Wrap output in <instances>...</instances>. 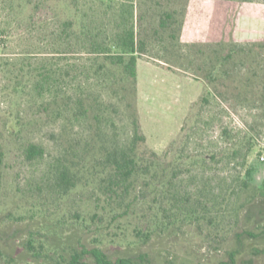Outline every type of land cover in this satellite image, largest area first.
I'll list each match as a JSON object with an SVG mask.
<instances>
[{
  "label": "rangeland",
  "instance_id": "obj_1",
  "mask_svg": "<svg viewBox=\"0 0 264 264\" xmlns=\"http://www.w3.org/2000/svg\"><path fill=\"white\" fill-rule=\"evenodd\" d=\"M3 1L0 0V56H12L30 41L20 39L21 30L15 25L6 26ZM73 1L90 11L88 0ZM131 1L135 29L147 41L146 51L137 63L136 96L145 146L163 154L170 141L180 137L171 184L159 187L161 191L156 196L146 197L161 203L157 210L167 225L152 232L148 239L145 237L144 242L132 240L133 224L121 231L117 224L108 225L104 218H97V223L84 227L80 217H73L76 212L81 214L94 194L79 188L67 199H59L50 172L59 147L51 142L47 128L36 129L26 133L22 141H41L46 147L44 158L26 160L20 144L12 143L5 149L0 185V264L17 258L31 230L36 236L46 232L45 221L54 222L63 233L73 223L84 243L106 247L116 254H143L147 264L223 263L236 233L254 225L253 216H248L249 201H259L257 188L264 182V161L260 160L264 153V92L260 91H264V0H218L221 4L206 5L193 0L192 14L200 9L204 17L200 22V17L192 16L190 31H199L206 39L221 34L223 38L218 42L224 49L219 54L214 47L181 46L178 52L173 45L175 39L169 33L177 30L184 0ZM170 9L178 12L170 28L153 33L162 12ZM253 42L259 45L250 46ZM190 43L210 48L208 43L212 41ZM227 54L231 56L226 60ZM225 67L230 70L229 88L224 86V79L223 84L218 79L225 74ZM248 69L259 76V86L247 96H237L233 88L242 85L241 73ZM8 83L7 75L0 70V141L4 127L20 110L19 99L11 100L7 94ZM126 115L127 112L123 135L128 137ZM151 207L144 204L134 211L147 219ZM234 264H264V254L247 249L238 254Z\"/></svg>",
  "mask_w": 264,
  "mask_h": 264
},
{
  "label": "trees",
  "instance_id": "obj_2",
  "mask_svg": "<svg viewBox=\"0 0 264 264\" xmlns=\"http://www.w3.org/2000/svg\"><path fill=\"white\" fill-rule=\"evenodd\" d=\"M88 1L89 12L73 0L3 1L6 26L15 25L21 30L20 39L26 37L30 42L15 55L0 56V70L9 82L7 94L11 100L19 99L20 109L13 122L4 127L0 141V185L6 146L20 144L26 160L42 159L46 147L41 141L22 140L28 132L47 128L51 142L59 147L50 166L59 199H67L79 188L94 194L84 206L91 208L83 207L73 218L80 217L84 227L104 218L105 223L117 224L121 231L133 224L132 240L144 242L167 225L157 210L161 203L146 197L156 196L159 187L171 184L180 137L173 138L163 154L145 146L136 96L137 63L147 41L135 29L132 1ZM188 2L184 0L177 30L169 33L175 39L173 45L178 52L181 46L214 47L219 54L223 48L219 42L208 43L209 48L181 41ZM177 13L176 9L163 11L153 33L170 28ZM255 45L259 43L250 46ZM230 56L227 54L226 60ZM223 71L218 79L220 84L224 79V86L229 88L230 70ZM241 74L242 85L233 89L237 96H247L258 88L260 78L252 69ZM125 112L128 137L123 135ZM257 189L261 198L258 202L251 199L248 208L254 225L236 233L227 261L220 264H234L238 254L247 249L264 254V182ZM144 204L152 205L147 219L134 211ZM169 208H173L171 201ZM43 224L47 231L36 236L31 230L23 251L6 264H147L143 254H116L106 247L84 243L73 223L65 233L56 229L54 222ZM2 255L0 242V262Z\"/></svg>",
  "mask_w": 264,
  "mask_h": 264
},
{
  "label": "crops",
  "instance_id": "obj_3",
  "mask_svg": "<svg viewBox=\"0 0 264 264\" xmlns=\"http://www.w3.org/2000/svg\"><path fill=\"white\" fill-rule=\"evenodd\" d=\"M192 2H194V1L193 0H189V2L187 4L185 16H184V21H183V27H182V31H181V39L184 42L199 41V40H207V41H212V42H218V40L223 38V36L221 34L219 36H216L215 38L206 39V38L202 37L201 34H199V31H195L194 32L195 34H193V32L190 31L191 25L193 24L192 23V19H191L192 16H196L197 18L200 17L199 18L200 22H201L202 18L204 17V15H203L204 13L200 9H199L198 12L192 14V9H191ZM210 2L216 3V2H219V1L218 0H208V1H205V0L202 1L201 0V2L198 3V4L199 5L200 4H205L206 5V3H210ZM219 4H221V3L219 2ZM184 38H185V40H184Z\"/></svg>",
  "mask_w": 264,
  "mask_h": 264
},
{
  "label": "built area",
  "instance_id": "obj_4",
  "mask_svg": "<svg viewBox=\"0 0 264 264\" xmlns=\"http://www.w3.org/2000/svg\"><path fill=\"white\" fill-rule=\"evenodd\" d=\"M260 160H261V161H264V153L261 154V156H260Z\"/></svg>",
  "mask_w": 264,
  "mask_h": 264
}]
</instances>
